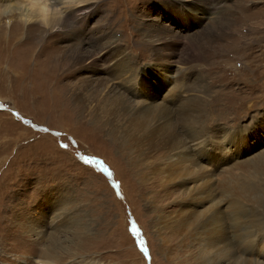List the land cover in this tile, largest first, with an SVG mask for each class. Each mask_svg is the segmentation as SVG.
Segmentation results:
<instances>
[{"label":"rangeland","instance_id":"rangeland-1","mask_svg":"<svg viewBox=\"0 0 264 264\" xmlns=\"http://www.w3.org/2000/svg\"><path fill=\"white\" fill-rule=\"evenodd\" d=\"M95 1L87 33L114 64L41 76L76 47L58 31L0 65L31 72L0 76V264L49 246L56 264H209L234 212L264 228V0H228L219 38L224 9L204 23L172 0Z\"/></svg>","mask_w":264,"mask_h":264},{"label":"bare ground","instance_id":"bare-ground-1","mask_svg":"<svg viewBox=\"0 0 264 264\" xmlns=\"http://www.w3.org/2000/svg\"><path fill=\"white\" fill-rule=\"evenodd\" d=\"M172 1L176 4V6L178 5L180 8L186 11H196L197 14L200 16L199 21H204V23L206 19L208 21V19H211L212 17L209 16L210 12H203V10H210L212 8L218 10L224 9L222 12V15L224 16L221 21H214V23H211L209 26L211 28V35L215 36V38H219V35H222L223 37V34L226 33L227 24L230 23V18L228 17L230 16L229 14H231V7L228 5V0ZM95 3V0H0V65L5 62V59H7L6 55L11 58L12 53L9 55L8 52L14 50V45H24L22 48H20V50H22L26 58L29 59L30 55L32 54L33 47L37 44V42L43 43L48 35H54V33L57 35L61 34L62 36L66 35V40L72 42V44L76 47L66 45L67 47L62 50V54H60L58 57L55 55L57 57L54 61L55 63L53 61L52 63H50V59H45V62L43 63L48 64V70L44 69L43 72L40 74L41 76L43 73H47L48 76L51 77L59 76L58 69L61 63L65 66H77L79 64L85 63V67H88V69L97 68L99 67V61H102L99 59V53L103 54V56L105 57L104 60L109 61V65L114 64L112 60L116 61L115 52L109 49L112 47V45H110V47L107 46L106 48H103L101 50V48L99 47V41L101 40V37L87 33L91 32V29L90 27H88V25L90 22V18L92 17V13L90 11L93 10L92 8L94 7ZM204 7L207 8L203 9ZM218 14L219 11L216 12V15ZM58 31H62L63 33L59 34L57 33ZM162 37H159V39L162 40ZM57 39L58 38L55 39L54 36H52V39L51 41L49 40V43H52L54 42V40ZM85 39H88L89 42L87 41L88 43H83ZM154 40V38L151 39V37L149 36V41ZM98 47L100 48L99 50H97ZM45 48H47V46ZM45 48H43V50ZM87 49H89L90 51ZM157 50L159 51V49ZM42 54L43 51L41 52L40 56H42ZM106 56L108 57L107 59ZM113 67L114 65L111 66V68ZM125 67L128 66L126 65ZM30 73L31 72L28 73L18 71L15 69V67L11 68V66L9 65V67L0 71V76L2 78L13 77L17 79H24L25 76H30ZM107 96L108 94H105L102 97L101 103H99L101 107H103L105 102L109 101ZM150 134L151 133H149L148 137L150 136ZM164 142L165 141L160 142L158 140L153 141V144L159 146L162 145ZM255 165H257V163ZM232 220L235 223L234 227L232 228L233 232L231 237H229V239L227 238L228 241H225V239H210L207 241L206 244H210L211 248V250L209 249V253L212 254V257L209 258L212 262H209L213 264H222L223 261H225L226 264H264V228L258 229V226L260 224L249 219V217L246 216V214L241 210L234 212ZM236 246L239 247V249ZM255 248L257 249V251H255ZM58 253L59 251H57L56 248L54 249V247L49 246L43 253L42 257L44 259L41 260V264H56V262L60 261L59 259L61 256V254L59 255ZM246 254H249L250 257L251 255L259 256V258H255L259 259L260 261H251Z\"/></svg>","mask_w":264,"mask_h":264},{"label":"snow or ice","instance_id":"snow-or-ice-1","mask_svg":"<svg viewBox=\"0 0 264 264\" xmlns=\"http://www.w3.org/2000/svg\"><path fill=\"white\" fill-rule=\"evenodd\" d=\"M65 147H66V146H65ZM104 170L107 171V169H104ZM133 231H135V228H133ZM137 234H138V233H137ZM143 243H144V242L141 241V248H142L143 251H146V250L143 248Z\"/></svg>","mask_w":264,"mask_h":264}]
</instances>
